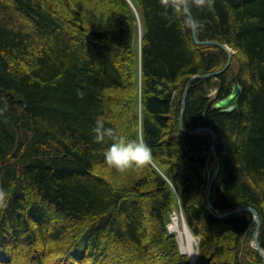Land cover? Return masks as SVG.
I'll return each instance as SVG.
<instances>
[{"label": "trees", "instance_id": "1", "mask_svg": "<svg viewBox=\"0 0 264 264\" xmlns=\"http://www.w3.org/2000/svg\"><path fill=\"white\" fill-rule=\"evenodd\" d=\"M192 23L234 49L222 74L189 80L228 57ZM234 81L240 108H214ZM99 115L150 160L109 167ZM181 126L215 131L213 209L256 208L264 251V0H0V264H192L167 228L177 195L198 264H264L253 214L207 209L211 132Z\"/></svg>", "mask_w": 264, "mask_h": 264}, {"label": "water", "instance_id": "2", "mask_svg": "<svg viewBox=\"0 0 264 264\" xmlns=\"http://www.w3.org/2000/svg\"><path fill=\"white\" fill-rule=\"evenodd\" d=\"M195 33V31H194ZM195 36V34H194ZM197 41V40H196ZM204 43H213V44H217L218 46H221L223 49H225L227 51V62L226 64L221 67V69L219 70H215V71H210L211 73H202L200 75H195V76H192L190 77L189 80H192V79H200V78H206V77H209L211 76L212 74L214 75H219V74H222V72L227 69V67H229V65L231 64L232 62V53L230 51V49H228V47L226 45H224L223 43H219L218 41L216 40H207V41H203ZM189 87H190V84L189 82L187 83V85L184 87V90H183V98H182V109L180 111V117H181V122H182V115L184 114V111H185V104H186V100H187V93H188V90H189ZM219 89V87L217 88V90ZM242 85L235 81L233 83V87H232V90L229 92V94L225 97H223L222 99H218L216 101L213 102V107L214 108H217V109H220V110H226V111H232L234 109H239L240 108V104H239V101H240V98H241V95H242ZM181 128H183L181 126ZM184 129V128H183ZM185 130V129H184ZM202 130H206V131H209L211 132L212 134V138H213V141H212V146H211V149H212V152H213V155H214V162H217L218 164V167L216 169V172H215V175L214 177H212L209 181V188L207 190V208L208 210L211 212V213H214L213 211V205L211 203V188H212V185H213V181L215 179V176L216 174L218 173V169H219V160L217 158V150L215 149V145H214V141H215V131L212 130L211 128L209 127H202V128H197V129H194V130H191V131H188V130H185L186 132L188 133H191V132H198V131H202ZM239 210H242V211H248V212H251L253 214V218L251 219V222L249 225L251 224H254L256 225V228L254 230V233H253V236H254V241L256 243V247L258 249V252L260 253V255L264 258V251L262 249V247L260 246V243H259V236H258V231L261 227V221H260V214L258 213V211L256 210V208H254L253 206H247V205H239V207L235 208V209H229L228 211H225V212H217V213H214L215 216H218V217H228V215H233L235 214L236 212H238ZM183 253H187V252H184Z\"/></svg>", "mask_w": 264, "mask_h": 264}, {"label": "clouds", "instance_id": "3", "mask_svg": "<svg viewBox=\"0 0 264 264\" xmlns=\"http://www.w3.org/2000/svg\"><path fill=\"white\" fill-rule=\"evenodd\" d=\"M180 7V4H176L177 10ZM184 11H187V8ZM93 131L97 141H103L106 136L112 139L103 154L109 167L124 172L133 165H143L151 158V147L143 138H129L118 128L106 127L102 115L96 117Z\"/></svg>", "mask_w": 264, "mask_h": 264}, {"label": "rangeland", "instance_id": "4", "mask_svg": "<svg viewBox=\"0 0 264 264\" xmlns=\"http://www.w3.org/2000/svg\"><path fill=\"white\" fill-rule=\"evenodd\" d=\"M130 1V0H129ZM183 3H184V0H183ZM131 6H132V8H134V11L136 12V19H137V22H136V24H137V28H136V31H137V35H136V42H137V46H138V50H139V46H140V44H141V37H142V34H143V32H144V30H143V28H144V22H143V19L141 18V14H140V12H139V9L138 8H136V6L134 5V3H132L131 2ZM192 28H193V33H194V31H196V28H195V24L194 23H192ZM196 34V33H195ZM194 39L195 40H197L196 39V35H195V37H194ZM203 41H207V40H203ZM201 43V42H200ZM222 43V42H221ZM224 44V43H223ZM225 45V44H224ZM227 46V45H226ZM228 47V49H230V51H231V53H233V52H235L234 51V49L233 48H230L229 46H227ZM227 52V51H226ZM232 60V59H231ZM228 61V60H227ZM231 64H232V62H231ZM230 64V65H231ZM230 65H229V67H230ZM234 66L236 67V65L234 64ZM229 67H227V69L229 68ZM226 70V69H225ZM224 70V71H225ZM223 71V72H224ZM206 73H211V72H206ZM202 74V73H201ZM200 79H203V78H200ZM217 87V86H216ZM215 87V88H216ZM215 88H213L212 90H211V92H210V94L211 95H215L214 93V90H215ZM182 106V105H181ZM182 109V108H181ZM185 109H186V107H185ZM183 116V115H182ZM183 119V118H182ZM184 130V129H183ZM214 145H215V141H214ZM215 149H216V147H215ZM217 150V149H216ZM213 153V152H212ZM214 156V155H213ZM217 158H218V154H217ZM219 160V159H218ZM217 163V162H216ZM217 167H218V164H217ZM217 167H216V169H217ZM219 167H220V160H219ZM219 170V169H218ZM216 171V170H215ZM219 172V171H218ZM218 174V173H217ZM216 174V175H217ZM215 175V174H214ZM216 177V176H215ZM175 190V189H174ZM177 195V194H176ZM210 198H211V196H210ZM206 205H207V201H206ZM208 206V205H207ZM176 207H177V210H175L174 212H176L178 215H179V218H180V221H181V223H185L186 224V226H187V228H189L188 227V225H187V222H186V219H185V217L183 216V211H182V206H180V203H179V196L177 195V203H176ZM208 209V208H207ZM209 211V210H208ZM215 211V210H214ZM239 211H242V210H239ZM238 211V212H239ZM173 212V213H174ZM210 212V211H209ZM225 212V211H224ZM238 212H236V213H238ZM211 213V212H210ZM216 213V212H215ZM235 213V214H236ZM213 215H214V213H212ZM215 216V215H214ZM172 216H170V219H169V221H168V223H167V228L169 229V231L171 232V233H175V235H176V238H177V240H178V242H179V249H180V251L183 253V250H182V245H181V242H180V240H179V238H178V232L176 231H173L172 232V230L170 229V225H171V223L173 222V219L171 218ZM217 217V216H216ZM261 221V220H260ZM255 225V224H254ZM251 226H253V224H251L250 226H249V229L251 228ZM255 228H256V225H255ZM255 228H254V230H255ZM261 228V227H260ZM189 230L191 231V229L189 228ZM259 232V231H258ZM191 233H192V235L194 236V245H195V249H197L198 250V243H199V239H198V237L197 236H195L194 234H193V232L191 231ZM253 233H254V231H253ZM253 242H254V245H255V247H256V243H255V241H254V236H253ZM199 251V250H198ZM184 252H187V251H184ZM184 254V253H183ZM187 255H188V257H189V259H190V261H191V263L192 264H198V262L196 261V262H193L192 261V258H191V256H190V254L187 252L186 253ZM197 255H198V253H197ZM196 259H197V256H196Z\"/></svg>", "mask_w": 264, "mask_h": 264}, {"label": "bare ground", "instance_id": "5", "mask_svg": "<svg viewBox=\"0 0 264 264\" xmlns=\"http://www.w3.org/2000/svg\"><path fill=\"white\" fill-rule=\"evenodd\" d=\"M195 33H196V31H195ZM194 33V34H195ZM196 35V34H195ZM195 37V36H194ZM210 40H213V39H210ZM217 41V40H216ZM197 43L199 42H201V43H203V44H206V45H209L208 43H204L203 41H201L200 39H197V41H196ZM220 43V42H219ZM210 44H213V43H210ZM217 45V44H216ZM226 64V63H225ZM224 64V65H225ZM223 65V66H224ZM222 66V67H223ZM220 75V74H219ZM195 76V75H194ZM216 76H218V75H216ZM235 82V81H234ZM237 82H239V81H237ZM240 83V82H239ZM241 84V83H240ZM219 86H217L216 88H215V90H214V96H216V92L219 90H217V88H218ZM232 87H233V85H232ZM232 90V89H231ZM213 96V97H214ZM225 97V96H224ZM220 99H222V98H220ZM216 100H218V99H216ZM216 100H214V101H216ZM214 101H212V103L211 104H213V102ZM194 130V129H193ZM211 174V173H210ZM214 177V176H213ZM212 178V176L211 175H209V180H208V183H209V181H210V179ZM215 180V179H214ZM214 182V181H213ZM212 182V183H213ZM210 184V183H209ZM214 184V183H213ZM212 187H213V185H212ZM208 188H209V186H208ZM212 189V188H211ZM207 193V192H206ZM211 193V192H210ZM213 211H214V209H213ZM216 211H214V213H215ZM217 212H220V211H217ZM216 212V213H217ZM251 213V212H250ZM252 214V213H251ZM172 217V219H173V222L171 223V225H170V229L172 230V232L173 231H177L178 232V238H179V240H180V242H181V245H182V250L183 251H187L189 254H190V256H191V258H192V261L193 262H196V256H197V253H198V250L197 249H195V245H194V236L192 235V233H191V231L189 230V228H187V226H186V224L183 222V223H181V221H180V218H179V215L176 213V212H174V213H172V215H171ZM252 218H253V216H252ZM255 224V223H254ZM258 250V249H257ZM260 254V253H259ZM261 256V255H260ZM262 257V256H261ZM263 258V257H262Z\"/></svg>", "mask_w": 264, "mask_h": 264}]
</instances>
